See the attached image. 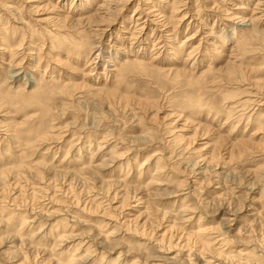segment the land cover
<instances>
[{
	"label": "rangeland",
	"instance_id": "obj_1",
	"mask_svg": "<svg viewBox=\"0 0 264 264\" xmlns=\"http://www.w3.org/2000/svg\"><path fill=\"white\" fill-rule=\"evenodd\" d=\"M29 1L0 0V264H184L197 231L264 264V2Z\"/></svg>",
	"mask_w": 264,
	"mask_h": 264
},
{
	"label": "bare ground",
	"instance_id": "obj_2",
	"mask_svg": "<svg viewBox=\"0 0 264 264\" xmlns=\"http://www.w3.org/2000/svg\"><path fill=\"white\" fill-rule=\"evenodd\" d=\"M26 1V0H25ZM85 2H86V0H84ZM126 1V0H125ZM148 1V0H147ZM177 1V0H176ZM197 1V0H196ZM205 1V0H204ZM11 2V1H10ZM30 1L29 0H27V3H29ZM114 2V1H113ZM264 2V0H258V3H263ZM26 3V4H27ZM108 3V2H107ZM180 3V2H179ZM197 3V2H196ZM257 3V4H258ZM71 4H73V2H71ZM70 4V5H71ZM109 4H113L112 2L110 3L109 2ZM121 4V3H120ZM119 4V5H120ZM144 4H148V3H145V1H144ZM261 4H259V5H261ZM3 5H5V4H3ZM186 5V4H185ZM31 6V5H30ZM65 6V5H64ZM108 6V5H107ZM110 6V5H109ZM122 6H123V4H122ZM243 6V5H242ZM15 7V6H14ZM48 7L49 6H45V8H44V10H47L48 9ZM170 7V6H169ZM53 8V7H52ZM57 8V7H56ZM108 9H110V11H112L111 10V8H109V7H107ZM259 8V7H258ZM5 9V8H4ZM19 8H17V9H13L12 10V8H8V11H11V12H13V14H15L16 15V17H15V19L16 20H18V21H20L19 23L22 25L23 24V22L21 21V20H23V21H25L24 20V18L22 19V15L20 16V13L18 12L19 10H18ZM29 9H31V8H29ZM54 9V8H53ZM217 9V8H216ZM38 11V10H37ZM37 11H35V13L37 12ZM105 11V10H104ZM121 11V10H120ZM140 11V10H139ZM40 12V11H39ZM103 12V11H102ZM117 12V11H116ZM135 12H138L137 11V9L135 10ZM27 13H29L30 14V12L28 11ZM97 13H99V12H97ZM118 13V12H117ZM153 13H154V11H153ZM33 14H34V12H33ZM32 14V15H33ZM100 14V13H99ZM102 14V13H101ZM100 14V15H101ZM105 14L107 15V16H112V14L109 12V11H106L105 12ZM138 14V13H137ZM186 14V13H185ZM11 15V14H10ZM103 15V14H102ZM118 15V14H117ZM116 15V16H117ZM142 15H143V13H142ZM150 15V14H149ZM188 15V14H187ZM231 15H233V14H231ZM14 16V15H13ZM20 16V17H19ZM34 16V15H33ZM42 16V15H41ZM174 16H176V15H174ZM182 16H184V15H182ZM110 17H109V19H110ZM231 17V16H230ZM67 18V17H66ZM86 18V17H85ZM98 18V17H97ZM113 18V17H112ZM112 18H111V20H112ZM172 18V17H171ZM234 18V17H233ZM13 19V18H12ZM44 19V18H43ZM65 19V18H64ZM63 19V20H64ZM82 19H84V18H82ZM96 19V18H95ZM109 19L108 18H101V19H99V21L97 20V21H94V20H91V19H84V20H86L87 21V25L88 26H90L91 25V23H96L97 25L95 26V27H99V24L100 23H103V22H105V24H106V22H108L109 21ZM14 20V19H13ZM48 20V19H47ZM58 20V19H57ZM65 20H67V19H65ZM72 20V19H71ZM138 20V19H137ZM50 21V20H49ZM48 21V22H49ZM55 21V20H54ZM75 21V20H74ZM180 21V20H179ZM39 22H41V21H39ZM42 22H45L46 23V21H42ZM50 22H52V21H50ZM71 22V21H70ZM82 22V21H81ZM166 22V21H165ZM175 22V21H174ZM17 23V22H16ZM61 23H62V21H61ZM63 23H64V21H63ZM60 24V23H59ZM66 24V23H65ZM74 24V23H73ZM136 24V23H135ZM164 24V23H163ZM162 24V25H163ZM20 25V26H21ZM58 25V24H57ZM69 25V24H68ZM76 25V24H75ZM85 25V24H84ZM93 25V24H92ZM24 26V25H23ZM67 26V25H66ZM73 26V25H72ZM106 26H107V24H106ZM141 26V25H140ZM161 26V25H160ZM26 27V26H25ZM57 27V26H56ZM58 27H60L59 25H58ZM64 27V26H63ZM68 27V26H67ZM67 27H66V29H67ZM70 27V26H69ZM94 27V26H93ZM101 27V26H100ZM103 27V26H102ZM101 27V28H102ZM164 27V26H163ZM166 27V26H165ZM28 27H26V29H27ZM60 28H62V27H60ZM65 28V27H64ZM80 28V27H79ZM88 28V27H87ZM108 28V27H107ZM174 28V27H173ZM92 29V28H91ZM90 29V30H91ZM95 29H97V28H95ZM103 29V28H102ZM71 30H72V28H71ZM75 30V29H74ZM101 31V30H100ZM133 31H134V28H133ZM166 31V30H165ZM88 32V31H87ZM90 32V31H89ZM94 32V31H93ZM128 32V31H127ZM168 32V31H167ZM96 33V32H95ZM98 33V32H97ZM103 33V32H102ZM166 33V32H165ZM94 34V33H93ZM193 34V33H192ZM98 35V34H97ZM90 36V35H89ZM101 36V35H100ZM167 36V35H166ZM98 37V36H97ZM162 37V36H161ZM189 37H191V36H189ZM99 39V38H98ZM158 39V38H157ZM186 39V38H185ZM190 39V38H189ZM100 40V39H99ZM185 41V40H184ZM188 41V40H187ZM22 44H23V41H22ZM22 44H21V46H22ZM95 45V44H94ZM92 47V46H91ZM20 49H21V47H19ZM98 48V47H97ZM99 48H101V47H99ZM98 52V51H97ZM89 53H90V51H89ZM27 54V53H26ZM91 54V53H90ZM101 53L100 52H98V53H96V57H95V59L97 60V58H98V56L100 55ZM174 54V53H173ZM94 56V55H93ZM109 62V61H108ZM187 74V73H186ZM108 99H109V97H108ZM211 107L210 108H207V110H209V109H211V108H215V106H214V104H212V105H210ZM138 141V140H137ZM142 142V141H141ZM155 154V153H154ZM160 162V161H159ZM103 164H104V162H103ZM101 165H102V162H101ZM94 167V166H93ZM98 167V166H97ZM158 167V166H157ZM91 168V167H90ZM161 168V170H162V167H160ZM194 168V167H193ZM92 169V168H91ZM159 169V168H158ZM199 169V168H198ZM98 170V169H97ZM157 170V169H156ZM160 170V169H159ZM201 170V169H200ZM20 171V170H19ZM196 171H197V169H196ZM199 171V170H198ZM9 172V171H8ZM93 172V171H92ZM159 172H161V171H159ZM162 173V172H161ZM161 173H159V174H161ZM197 173H199V172H197ZM196 173V174H197ZM203 173V172H202ZM94 174V173H93ZM156 174V173H155ZM200 174V173H199ZM18 175V174H17ZM202 175V174H201ZM19 176V175H18ZM153 176H156V175H153ZM159 176V175H158ZM200 176V175H199ZM91 177V176H90ZM94 177H95V175H94ZM93 177V178H94ZM3 178V177H2ZM5 178H6V176H5ZM2 181V180H1ZM3 181H5L4 180V178H3ZM85 182V181H84ZM4 183V182H3ZM117 183H119V182H117ZM110 184V183H109ZM108 184V185H109ZM112 184V183H111ZM110 184V185H111ZM105 185V184H104ZM103 185V186H104ZM60 187V186H59ZM105 187V186H104ZM107 187H109V186H107ZM115 187H118V186H115ZM111 188V187H110ZM123 191V190H122ZM127 191V190H126ZM80 192V191H79ZM125 193V192H124ZM134 193V192H133ZM113 194V193H112ZM116 194V193H115ZM180 194V193H179ZM118 195V194H117ZM126 195V194H125ZM137 195V194H136ZM114 196V195H113ZM116 196V195H115ZM127 196V195H126ZM125 197V196H124ZM172 197H177V195H174V196H172ZM187 197L188 196H186L185 198H184V200L185 199H187ZM189 198V197H188ZM127 199V198H126ZM139 199V198H138ZM137 199V200H138ZM112 200V199H111ZM115 200V199H114ZM135 200V199H134ZM139 201V200H138ZM142 201V200H141ZM184 204V202L182 203V205H181V210H180V213H181V215H176V216H174V220H173V224H175V221H178V220H181V219H183V216L185 215V213L187 214H189V211L190 210H192L193 209V207L191 206V207H188V205H183ZM125 206V205H124ZM190 206V205H189ZM113 207V206H112ZM196 207H197V204H196ZM116 209V208H115ZM232 212H234V211H232ZM224 214H226V211L225 212H223V215ZM232 215V214H231ZM233 216V215H232ZM165 217V214H163V216H162V218H164ZM49 218V217H48ZM225 218V217H224ZM223 218V219H224ZM226 219H227V217H226ZM230 220V219H229ZM184 221V220H183ZM182 221V222H183ZM221 221H223L222 219H221ZM185 222V221H184ZM224 222H225V219H224ZM223 223V222H222ZM226 223V222H225ZM108 224V223H107ZM106 224V226H108ZM253 225V224H252ZM225 227V226H224ZM228 228V227H227ZM128 229L130 230V228H129V226H128ZM128 230V231H129ZM132 230V232H134L135 234H138L137 233V231H135V229L133 230V229H131ZM226 230V228H223L222 227V225H220V230L218 231L219 232V234H221V237H222V235H224V234H226L227 233V231H225ZM127 232V231H126ZM198 232L199 231H197V233H196V235H198L197 236V239H199V242L198 243H200V246L198 247L199 249H200V252H199V254H200V256H197L196 255V257L193 259V261H191V262H188V260L186 259V260H184L183 262H181V263H184V264H214V261H211L210 259H214L215 261H218L219 259H218V257H219V255H218V257L216 258V257H214V256H212V254H214L215 252H217L216 250L217 249H214V243H215V239H214V243H212L213 241H212V239L211 238H206L207 236H205L204 238L205 239H203L202 237H199V234H198ZM217 232V231H216ZM108 233V232H107ZM228 233H229V231H228ZM111 235V234H110ZM141 235V237H143L144 236V234L142 233V234H140ZM192 235V234H191ZM209 235H211V234H209ZM60 236V235H59ZM61 237V236H60ZM149 237V236H148ZM210 237V236H209ZM66 238V237H65ZM68 238V237H67ZM70 238V237H69ZM71 238H73L72 236H71ZM97 238H99V237H97ZM96 238V239H97ZM113 238V237H112ZM59 239V238H58ZM111 239V237L110 236H105V237H103V238H101L100 237V241L101 242H97L96 243V245H98V247L99 246H101V244L102 245H104V246H106L107 248H109L110 247V242H109V240ZM162 239H164V238H162ZM220 239V238H219ZM225 239H226V237H225ZM225 239H223V241L225 240ZM60 240V239H59ZM64 240V239H63ZM72 240V239H71ZM221 240V239H220ZM219 241V240H218ZM23 242V241H22ZM64 242V241H63ZM162 242V241H161ZM58 243H59V241H58ZM95 243V242H94ZM21 244V243H20ZM159 244V243H158ZM57 245V244H56ZM60 245H61V243H60ZM187 245V244H186ZM58 247H60V246H58ZM81 247V246H80ZM89 247V246H88ZM87 247V248H88ZM91 247V246H90ZM95 247V246H94ZM138 247H140L141 248V245H138ZM54 248V247H53ZM139 249V248H138ZM142 249V248H141ZM52 251L54 250V249H51ZM138 251V250H137ZM262 251V250H261ZM74 252V251H73ZM136 252V251H135ZM146 252V251H145ZM203 252V253H202ZM247 252V251H246ZM252 252V251H251ZM85 253V252H84ZM87 253H90L89 251H87ZM240 253V252H239ZM245 253V252H244ZM244 253H240V255H237V256H244V255H246V254H244ZM77 255V254H76ZM201 255L202 256H205V257H201ZM211 255V256H210ZM233 255V254H232ZM86 256V255H85ZM89 256V255H88ZM215 256H216V254H215ZM234 256H236V255H234ZM261 256V255H260ZM240 257V258H241ZM250 257V256H249ZM86 258V257H85ZM85 258L84 257H81V260L83 259V260H85ZM164 258V257H163ZM248 258V257H247ZM252 259H255L256 257H251ZM221 259V258H220ZM225 259V258H224ZM229 259V258H228ZM227 259V260H228ZM262 259V258H261ZM81 260L80 259H78V258H76L75 257V255H71L70 257H69V259L67 260V263L66 264H81ZM118 260V259H117ZM234 260V259H233ZM249 260H250V258H249ZM223 261V260H222ZM226 261V260H225ZM229 261V260H228ZM136 262V261H135ZM230 262V261H229ZM234 262V261H233ZM237 262H241V261H237ZM264 262V261H263ZM220 263H222V262H220ZM223 263H224V261H223ZM227 263V262H226ZM252 264L254 263V262H251ZM65 264V263H64ZM84 264V263H83ZM225 264V263H224ZM228 264H232V263H228ZM235 264H237V263H235ZM256 264V263H255ZM263 264V263H262Z\"/></svg>",
	"mask_w": 264,
	"mask_h": 264
}]
</instances>
